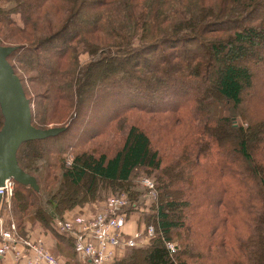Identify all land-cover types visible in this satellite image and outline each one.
<instances>
[{
	"label": "trees",
	"instance_id": "16d2710c",
	"mask_svg": "<svg viewBox=\"0 0 264 264\" xmlns=\"http://www.w3.org/2000/svg\"><path fill=\"white\" fill-rule=\"evenodd\" d=\"M0 2L10 4L0 5V30L13 32H0V45L16 47L8 59L34 106L33 125L52 128L44 125L52 123L47 116L35 112L24 71L35 73L31 81L45 87L40 103L49 115L71 111L64 132L21 144L17 159L39 189L15 182L11 206L3 210L7 225L16 222L19 235L44 241L58 217L92 215L75 211L65 217L86 204V196L97 199L100 182L117 189V183L131 184L138 169L146 167L160 170L156 196L148 194L149 187L142 193L154 200L145 217L150 224L131 234L150 225L158 233L114 264H264V85L254 83L251 66L242 62L254 59L264 67V0H93L90 24L68 36V26L89 0ZM242 18L246 25L239 23ZM11 40L28 43L4 44ZM86 53L91 59L82 64ZM33 57L48 58L47 65L32 63ZM108 60L105 70L123 82L97 93L92 105L98 113L101 99L112 96L124 114L109 113L102 127L84 135L85 129L75 128L84 119L81 97ZM133 110L174 114L178 122L194 126L180 138L181 149L170 150L169 159L153 151L150 136L136 123L128 125L124 143L114 150L103 136L112 121L126 125ZM4 121L0 104V129ZM66 137V147L58 144ZM46 143L57 144L44 148ZM163 157L168 161L164 168ZM214 179L221 183L215 186L219 196L199 199L202 188H215ZM79 187L85 190L78 192ZM127 192L123 211L128 222L140 209L141 191ZM211 224L224 226L220 239L217 230L207 234ZM38 226L44 234H38ZM54 231L61 244L68 246V239L74 247V235ZM176 240L180 249L173 253L167 243Z\"/></svg>",
	"mask_w": 264,
	"mask_h": 264
},
{
	"label": "rangeland",
	"instance_id": "374dc122",
	"mask_svg": "<svg viewBox=\"0 0 264 264\" xmlns=\"http://www.w3.org/2000/svg\"><path fill=\"white\" fill-rule=\"evenodd\" d=\"M0 5H3L5 7H8V5H10L9 3H4V2H0ZM93 9V0H89L88 3H86L85 7L83 10H81L80 15L78 17H76L74 19V21L68 26L67 31L65 33L64 36H68L71 35L73 33V31L77 28H79L80 26H87L88 24H90V18L91 15L89 14ZM16 19L18 21V19L20 18L19 16H16ZM239 23H241V25H246L245 23V19L242 18L241 21H239ZM87 24V25H86ZM229 26V25H228ZM1 29V27H0ZM0 32H4V34H6V36L11 35L13 32L11 30H0ZM96 36V39H98L99 41L104 43V39H103V35H101V33H96L94 35V37ZM223 36V35H222ZM102 37V38H101ZM28 43L27 41L24 40V42H21L19 40H17L15 43L11 41H5L4 44H13V45H24ZM54 43H58V42H54ZM46 48V47H45ZM51 49V48H49ZM199 52H205L206 49H198ZM168 53V52H167ZM167 53H165L167 55ZM14 57V56H13ZM14 59V58H13ZM33 62L37 65H47V60L48 58H35L33 57ZM91 59V57H89V55L86 54H81V62L82 64H85L87 62H89ZM31 62V61H30ZM242 62L244 63V65H249L252 68V73L256 76V78L254 79V83L261 86L264 85V67L262 66H257L255 64L254 59L251 60V62H249L248 60H242ZM214 63L216 64V61H214ZM220 63V62H218ZM252 63V64H251ZM44 65V66H45ZM111 65V60H108L107 62H105L104 64H102L101 66H103V68H98L95 74V78H93V82L90 81L91 83H87V88L83 91V95L81 97L82 100H84L85 106L83 108V114H84V119L82 120V122L79 124H77V126L75 128L80 129L81 131L85 129L84 131V135L92 133L94 130H98L100 127L103 126V124L107 121L106 118L108 117L109 113H119V114H124L123 111L120 109V106H116L115 103L112 101V96L111 97H105L101 99L100 102V111L97 113L98 110H96V107H94L92 105L93 101H95V95L97 93L103 92L105 90L107 91H111L113 89L116 88V86L118 85H114L113 82H117V84H121L123 82V80L121 79H117L120 77H114L111 76V73L109 74L107 72V70H105L106 67ZM131 65V64H130ZM128 66V65H126ZM145 71V70H144ZM35 76V73H29L27 71H24V75H22L23 81H24V85L27 87L28 89V93L29 95H31L32 99H34V103L35 101L37 102V107L35 112L39 113V111L41 112V116H47L48 120L47 122H52L51 124H44L47 127H62V125H64L65 122L68 121L69 118V114L70 112H60L57 114H55V116L49 115L46 111L45 108H41V103L40 101H42L44 98H42V95L44 97V94L46 93L45 87H42L41 85H37L36 81L33 80L31 81L32 77ZM110 76V77H109ZM105 77V78H104ZM105 81H104V79ZM117 79V80H116ZM126 82V81H125ZM154 85V84H153ZM156 88V87H155ZM263 88V87H262ZM128 90H131L130 88H128ZM186 94L183 93V97ZM182 98V97H181ZM184 99V98H182ZM183 101V100H182ZM48 104L47 103V107ZM34 106H32L33 109ZM99 107V106H97ZM90 109L91 113H90ZM49 112H52V107L51 110ZM133 114H131L129 117V120L127 121V124H119L116 125L115 121H112V125L110 127H112V129L108 131L107 135L103 136V141H107L108 145L110 147H113L114 150H116L117 148H119L123 143H124V139L127 135L128 132V125L130 123H136L137 125H139L140 127L142 126L147 134L150 136L151 140H152V145H153V151L156 152L159 151L161 155L168 157V159L170 158V150L175 151L176 149H181L180 145H182V141H181V137L184 136V134H186L187 132L192 131L194 123H191V125H186V123H180L178 122L175 118L176 116L174 114H167V113H160V112H148V111H144V110H133ZM90 113V114H89ZM87 118H90V121H87ZM124 123V122H123ZM88 124V125H87ZM115 127V129H114ZM118 127V128H117ZM114 129V130H113ZM112 132V134H110ZM69 137V136H68ZM63 138L60 141L61 142H57L58 144H62L64 147L67 146V139ZM111 141V142H110ZM65 142V143H64ZM57 143H50V144H44L43 147H50V146H56ZM105 144V142H104ZM112 150V149H111ZM30 151V150H29ZM32 152V151H31ZM29 153V152H28ZM164 159V157H163ZM168 161L164 159V162L162 163L161 167L164 168L167 164ZM160 172V170H151L149 168L146 167H142L141 169H138V171L136 172V174L133 176V180L131 182V184L129 185H125V184H118L117 189L112 187L111 185L104 183V182H100L98 184V186L96 187L97 191V199H91L88 200L89 196L85 197L86 200V204H83L81 206H79L78 208H76V212H86V213H91V214H97L100 213L101 211H103L107 204H109V201L111 200V198H115L116 196H120L125 194L124 192L128 193L127 191L129 190H139L141 192H139L140 194V209H136V211H134V213L132 214V216L130 217L129 221L127 222V225H125L127 227V232L124 233L125 239L130 238V236L132 235V231L135 229H139L141 227L144 228L145 225L150 224L149 221L145 220L146 215L150 214L149 208L152 206V204L154 203L152 199L148 198V195H146V193H144V195H142L143 190L146 191L147 187L150 188L149 184L145 183V179H148L151 181V183L154 184L155 186V179L156 176L158 175V173ZM220 183V182H219ZM219 183L214 179L213 181H210V184L212 186H219ZM221 184V183H220ZM208 187L209 184H206ZM114 189V190H111ZM209 188V187H208ZM85 189L83 187H79L78 188V192H82ZM144 191V192H145ZM148 191V189H147ZM202 193L199 194L200 196L198 197L199 199H203V198H210V199H215L219 196V189L218 187H215L213 190H211L210 192L204 187L202 188ZM15 192V191H14ZM149 194V192H148ZM128 197V194H127ZM81 207V208H80ZM195 210V209H194ZM167 211H171L174 215H177L178 213H181V211H179L178 209H172V210H167ZM197 211V210H195ZM198 212V211H197ZM2 215L3 211H2ZM141 215H143V217H141ZM201 219L204 220L202 217V212L200 214ZM151 221V220H150ZM206 221V220H205ZM123 228V230H126L125 227ZM153 226V225H150ZM218 227V224H211L207 227V234L213 233V230L216 231V237L217 239H220L219 237L223 235V231L225 230L224 226H222L220 229H216ZM242 231L245 233L247 231L246 226H242L241 227ZM156 233L157 229L155 228ZM47 233L44 235L46 244H47V248L48 250L56 257L61 259L65 264H89L87 263L85 260H83L79 255V257L77 256V254L75 253V251L73 250V245L68 241L67 239V243L69 244L67 249L64 246H60L59 249L56 251L54 249L53 246V240L54 239H59L57 234L55 233V231L52 229H48L46 231ZM137 232H143V231H137ZM134 234V233H133ZM46 235H49L51 239H47L46 240ZM148 235V234H147ZM150 236H145L142 240H140L142 243L140 245H138L139 247H143L144 243H145V239L149 238ZM175 243L177 242L174 241ZM176 245L178 246V248L180 249V246L178 244V242L176 243ZM132 247H136V246H131V247H117L116 249V258L118 259H123L124 257H126V255L128 254V252L131 250Z\"/></svg>",
	"mask_w": 264,
	"mask_h": 264
},
{
	"label": "built area",
	"instance_id": "2783aa9c",
	"mask_svg": "<svg viewBox=\"0 0 264 264\" xmlns=\"http://www.w3.org/2000/svg\"><path fill=\"white\" fill-rule=\"evenodd\" d=\"M15 179H7L0 186L2 205L0 206V256L12 253V264H65L56 258L47 248L42 239H28L16 231V222L7 225L2 211L11 206L15 191ZM155 197L154 184L145 179ZM127 194L111 198L106 208L97 214L77 216L71 220L58 217L53 227L58 233L74 235V247L79 256L91 264H114L117 247L138 246L145 236L157 235L154 226H148L145 232H135L125 239L123 228L127 222V213L123 209L128 205ZM148 234V235H147ZM171 252H176V243L168 242Z\"/></svg>",
	"mask_w": 264,
	"mask_h": 264
},
{
	"label": "water",
	"instance_id": "95a60500",
	"mask_svg": "<svg viewBox=\"0 0 264 264\" xmlns=\"http://www.w3.org/2000/svg\"><path fill=\"white\" fill-rule=\"evenodd\" d=\"M15 50V46L0 45V104L5 117L0 129V186L7 179H15L38 190L36 178L20 166L17 152L24 142L55 137L66 129L56 126L39 129L33 125L32 103L8 59ZM2 201L0 194V206Z\"/></svg>",
	"mask_w": 264,
	"mask_h": 264
},
{
	"label": "crops",
	"instance_id": "0c3cea01",
	"mask_svg": "<svg viewBox=\"0 0 264 264\" xmlns=\"http://www.w3.org/2000/svg\"><path fill=\"white\" fill-rule=\"evenodd\" d=\"M10 203H11V201H10ZM75 209H73L72 211H69V212H67V213H65V217L66 218H72V216H73V214H75ZM6 218V217H5ZM38 229H39V232H38V234H40V232L42 231L41 230V228L38 226ZM126 230H127V228H125ZM42 233L44 234V231H42ZM46 237V240L47 239H51L50 238V236L49 235H46L45 236ZM44 242H46L45 241V238H44ZM61 241H58L57 239H54L53 240V246L55 247V248H57V250L59 249V247L60 246H64L66 249H67V247L65 246V244H61L60 243ZM45 244V243H44ZM69 248V247H68ZM74 248V247H73ZM70 249V248H69ZM74 250V249H73ZM14 260H13V254L12 253H7V254H4V255H2V256H0V264H12V262H13ZM21 264H24V262H22Z\"/></svg>",
	"mask_w": 264,
	"mask_h": 264
}]
</instances>
